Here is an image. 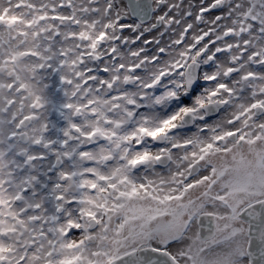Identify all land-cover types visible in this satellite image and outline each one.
I'll return each instance as SVG.
<instances>
[{"label":"snow or ice","instance_id":"6c2138e0","mask_svg":"<svg viewBox=\"0 0 264 264\" xmlns=\"http://www.w3.org/2000/svg\"><path fill=\"white\" fill-rule=\"evenodd\" d=\"M0 264H264V0H0Z\"/></svg>","mask_w":264,"mask_h":264},{"label":"flooded vegetation","instance_id":"af4514ba","mask_svg":"<svg viewBox=\"0 0 264 264\" xmlns=\"http://www.w3.org/2000/svg\"><path fill=\"white\" fill-rule=\"evenodd\" d=\"M23 11H26V10H25V9H20V10H19V13H20V12H23Z\"/></svg>","mask_w":264,"mask_h":264},{"label":"trees","instance_id":"16d2710c","mask_svg":"<svg viewBox=\"0 0 264 264\" xmlns=\"http://www.w3.org/2000/svg\"><path fill=\"white\" fill-rule=\"evenodd\" d=\"M17 14H19V10H17Z\"/></svg>","mask_w":264,"mask_h":264}]
</instances>
